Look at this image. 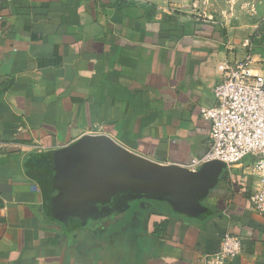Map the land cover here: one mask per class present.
<instances>
[{
    "label": "crops",
    "instance_id": "crops-1",
    "mask_svg": "<svg viewBox=\"0 0 264 264\" xmlns=\"http://www.w3.org/2000/svg\"><path fill=\"white\" fill-rule=\"evenodd\" d=\"M248 57L264 74V0H0V264H206L228 232L243 239L230 264H264L251 157L223 167L201 221L148 199L92 232L55 218L40 181L41 154L88 134L193 170L202 108Z\"/></svg>",
    "mask_w": 264,
    "mask_h": 264
},
{
    "label": "water",
    "instance_id": "water-1",
    "mask_svg": "<svg viewBox=\"0 0 264 264\" xmlns=\"http://www.w3.org/2000/svg\"><path fill=\"white\" fill-rule=\"evenodd\" d=\"M41 187L49 212L60 220L84 223L100 204L120 197H157L196 218L200 199L217 183L225 164L210 161L197 170L152 161L103 134L40 155ZM135 197V198H134Z\"/></svg>",
    "mask_w": 264,
    "mask_h": 264
},
{
    "label": "built area",
    "instance_id": "built-area-1",
    "mask_svg": "<svg viewBox=\"0 0 264 264\" xmlns=\"http://www.w3.org/2000/svg\"><path fill=\"white\" fill-rule=\"evenodd\" d=\"M251 61L248 57L228 63L214 86L216 103L202 108L211 126L209 148L193 159L192 169L214 160L231 167L254 157L247 166L261 186L249 198L255 212L264 216V74L253 72ZM242 240L240 235L226 233L218 250L206 257V264H230L242 252Z\"/></svg>",
    "mask_w": 264,
    "mask_h": 264
},
{
    "label": "flooded vegetation",
    "instance_id": "flooded-vegetation-1",
    "mask_svg": "<svg viewBox=\"0 0 264 264\" xmlns=\"http://www.w3.org/2000/svg\"><path fill=\"white\" fill-rule=\"evenodd\" d=\"M145 200L148 201L144 196L133 199L131 198V194L125 192L120 197H113L111 201L99 203L100 210L96 213H91L87 217L86 222H81V226L92 232H97L102 230V228L105 229V221L117 220L119 215L127 213L132 206H138L141 201Z\"/></svg>",
    "mask_w": 264,
    "mask_h": 264
},
{
    "label": "trees",
    "instance_id": "trees-1",
    "mask_svg": "<svg viewBox=\"0 0 264 264\" xmlns=\"http://www.w3.org/2000/svg\"><path fill=\"white\" fill-rule=\"evenodd\" d=\"M248 157H251V160H254V157H252V156H248ZM149 200L152 203H154V205L158 209H160V210L170 211L175 216L178 214L175 206L172 203H169L168 201H166L165 199H161V198H157V197H152ZM199 202L203 206V211L199 214L198 217H196V218H190V219H192L194 221H201V220L209 217L210 213H212V211H213L211 209V207H209V205L203 203V201H201V199H200ZM134 210H135V207L132 206L128 210V212H127V213H129V216H127L124 220H121L120 222H118L117 225H116V228H120L123 224H125L126 222H128L130 220V218L132 217V213L134 212ZM72 226H74V227H82L81 226V222L80 221H76V220H74Z\"/></svg>",
    "mask_w": 264,
    "mask_h": 264
},
{
    "label": "rangeland",
    "instance_id": "rangeland-1",
    "mask_svg": "<svg viewBox=\"0 0 264 264\" xmlns=\"http://www.w3.org/2000/svg\"><path fill=\"white\" fill-rule=\"evenodd\" d=\"M247 165V164H246ZM233 166V165H232ZM140 205H142V207H150V205L148 204V201H141L140 203H139V205L138 206H140ZM149 205V206H148ZM138 206L137 205H135V210L138 208ZM136 213H138V212H136ZM127 216H129V213H124V214H121V215H119V218L117 219V220H113V221H111V220H109V221H105V225H106V227H105V229H107V228H111V226L112 225H114V224H117L118 222H120L121 220H124ZM103 229V228H102Z\"/></svg>",
    "mask_w": 264,
    "mask_h": 264
}]
</instances>
